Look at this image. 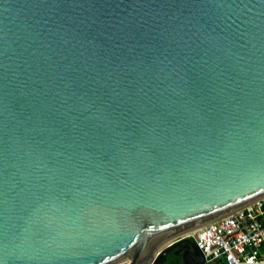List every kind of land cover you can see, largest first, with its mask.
<instances>
[{
    "label": "water",
    "instance_id": "obj_1",
    "mask_svg": "<svg viewBox=\"0 0 264 264\" xmlns=\"http://www.w3.org/2000/svg\"><path fill=\"white\" fill-rule=\"evenodd\" d=\"M262 198L264 0H0V264H203Z\"/></svg>",
    "mask_w": 264,
    "mask_h": 264
},
{
    "label": "built area",
    "instance_id": "obj_2",
    "mask_svg": "<svg viewBox=\"0 0 264 264\" xmlns=\"http://www.w3.org/2000/svg\"><path fill=\"white\" fill-rule=\"evenodd\" d=\"M203 264H264V198L191 234Z\"/></svg>",
    "mask_w": 264,
    "mask_h": 264
},
{
    "label": "rangeland",
    "instance_id": "obj_3",
    "mask_svg": "<svg viewBox=\"0 0 264 264\" xmlns=\"http://www.w3.org/2000/svg\"><path fill=\"white\" fill-rule=\"evenodd\" d=\"M179 249L172 250L162 264H185L182 254H178ZM261 258L264 260V248L261 250Z\"/></svg>",
    "mask_w": 264,
    "mask_h": 264
},
{
    "label": "bare ground",
    "instance_id": "obj_4",
    "mask_svg": "<svg viewBox=\"0 0 264 264\" xmlns=\"http://www.w3.org/2000/svg\"><path fill=\"white\" fill-rule=\"evenodd\" d=\"M131 261H132V259L131 258H128V259H126L124 262H122L120 264H130Z\"/></svg>",
    "mask_w": 264,
    "mask_h": 264
},
{
    "label": "clouds",
    "instance_id": "obj_5",
    "mask_svg": "<svg viewBox=\"0 0 264 264\" xmlns=\"http://www.w3.org/2000/svg\"><path fill=\"white\" fill-rule=\"evenodd\" d=\"M188 240L193 242V240H192V239H188ZM193 243H194V242H193Z\"/></svg>",
    "mask_w": 264,
    "mask_h": 264
},
{
    "label": "flooded vegetation",
    "instance_id": "obj_6",
    "mask_svg": "<svg viewBox=\"0 0 264 264\" xmlns=\"http://www.w3.org/2000/svg\"><path fill=\"white\" fill-rule=\"evenodd\" d=\"M183 247V246H182ZM178 249H180V248H178Z\"/></svg>",
    "mask_w": 264,
    "mask_h": 264
},
{
    "label": "trees",
    "instance_id": "obj_7",
    "mask_svg": "<svg viewBox=\"0 0 264 264\" xmlns=\"http://www.w3.org/2000/svg\"><path fill=\"white\" fill-rule=\"evenodd\" d=\"M190 242H192V241H190Z\"/></svg>",
    "mask_w": 264,
    "mask_h": 264
}]
</instances>
